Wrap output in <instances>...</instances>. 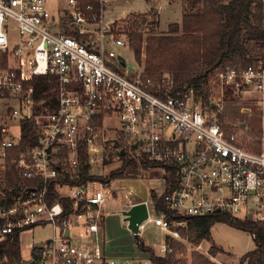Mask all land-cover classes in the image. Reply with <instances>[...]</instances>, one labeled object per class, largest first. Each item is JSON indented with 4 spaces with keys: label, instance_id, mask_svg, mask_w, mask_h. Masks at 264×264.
<instances>
[{
    "label": "built area",
    "instance_id": "built-area-1",
    "mask_svg": "<svg viewBox=\"0 0 264 264\" xmlns=\"http://www.w3.org/2000/svg\"><path fill=\"white\" fill-rule=\"evenodd\" d=\"M110 1L0 0V194L12 166L23 181H35L11 206L0 205V246L19 235L22 248L24 232L53 230L30 246L29 258L0 257V264H191L173 256L171 243L182 239L187 218L226 214L264 223V65L221 63L210 76L207 99L193 87L180 90L171 73L145 76L119 51L130 48L129 39L110 33ZM41 78L52 89L38 99ZM230 93L249 94L258 104L260 136L252 148L243 131H229L221 121ZM115 117L122 149L135 151L137 161L157 162L172 178L166 208L152 201L155 217L147 199L135 201L131 188H121L125 209L147 204L138 235L148 223L168 233L154 254H110L104 204L115 194L111 183L62 180L79 176L83 149L89 164L94 161L91 155L109 141L106 130L116 129L110 123ZM24 121L35 123L36 146H22ZM52 183L57 196L50 202Z\"/></svg>",
    "mask_w": 264,
    "mask_h": 264
},
{
    "label": "trees",
    "instance_id": "trees-1",
    "mask_svg": "<svg viewBox=\"0 0 264 264\" xmlns=\"http://www.w3.org/2000/svg\"><path fill=\"white\" fill-rule=\"evenodd\" d=\"M203 2V8L197 11H186L182 23L169 24L167 33H156L154 27L160 25L159 18L142 21L135 20L126 28L135 59L144 67L145 76L161 79L164 73H171L180 90L194 88L204 99L209 96L207 88L210 76L214 69L221 63H241L244 65L258 64L260 61L249 55L246 40L264 41V0H190L192 7ZM156 15V13H155ZM154 17V16H153ZM143 25L152 29L145 37ZM146 26V27H147ZM143 51L145 58L143 59ZM52 86L41 78L36 83V97H43V92H50ZM50 96V94L47 95ZM22 146H36L38 134L33 121L22 123ZM116 145H120L117 140ZM121 148L118 152L123 163L120 168L110 173L108 177H101L90 173L89 155L86 150L81 151L79 176L71 178L67 175L63 181L71 184L83 183L87 180H100L110 182L114 178H136L140 168H158L157 162L148 158L140 159V162L129 157ZM105 162H110L106 160ZM158 174V172H155ZM170 181L169 177H165ZM33 180H25L19 176L18 171L12 166L7 173L5 195L0 194V205L11 206L15 197L19 196L26 185L34 184ZM13 188L12 190H10ZM49 198L52 202L57 191L54 183L49 186ZM168 187L164 192L158 193L151 190V198L154 203L166 208ZM188 229L182 230L191 242L199 243L203 240L212 241L211 228L217 222H224L238 229L250 232L253 236L255 248L241 258L240 264H264V223L251 219H234L226 214H215L205 217L187 218ZM138 237V236H136ZM145 252L154 254V250L140 244ZM224 250L212 244L209 253L216 255ZM0 257L19 261L21 258L20 236L15 235L0 246ZM156 260L162 259L155 257ZM194 264H216L203 254L194 255Z\"/></svg>",
    "mask_w": 264,
    "mask_h": 264
},
{
    "label": "rangeland",
    "instance_id": "rangeland-1",
    "mask_svg": "<svg viewBox=\"0 0 264 264\" xmlns=\"http://www.w3.org/2000/svg\"><path fill=\"white\" fill-rule=\"evenodd\" d=\"M203 6V2H199L192 7L190 0H111L107 7L106 21L109 23L110 33H113L115 37L122 35L124 38L129 39L125 31L126 28L135 20L142 21L143 18H147L148 14H151V16H148V20H153L156 16V18L160 19V25L157 27L153 26L154 30L152 31L167 33L169 24L174 22L182 23L183 15L186 11H197L202 9ZM143 26L144 29L142 31L146 37L152 28L147 25ZM246 45L249 55L257 58L260 61L258 64L264 65V41L246 40ZM109 46L114 47L112 43ZM119 51L123 53L128 63L134 64L143 70L144 67L140 66L135 59L131 45L129 49H119ZM144 58L145 51H143ZM166 73L164 74L166 75ZM243 108L247 109L248 113H243ZM249 109L251 110L249 111ZM221 121L229 131H243L246 139L244 144L248 148H252L253 143L260 136L259 107L255 100L249 99V94L244 96L233 93L227 94ZM110 123H113L116 129H112L113 131L110 129L106 130L109 141L99 152L91 155V157H94V161L90 163V173L101 175L103 178H109L110 173L120 168L123 163L118 154L119 150L124 146L122 134L116 127V125L119 126V119L115 117V119L110 120ZM18 130V126L13 128L14 133H18ZM113 139L118 140L120 145H116V141H113ZM126 154L134 158L133 154H135V151L133 153L127 152ZM106 160H110V162H105ZM155 172H158V174ZM166 176L161 168H149L147 170L140 168L136 178H114L109 182L115 188L114 196L109 198L104 204L105 236L110 254L140 257L145 253L141 249L140 244L144 243L152 250L158 251L166 242L168 233L154 223H148L136 237L137 235L128 228L120 213L125 207L127 200L124 198V190L121 189V185L128 181L127 187H130L139 198L149 201L151 215L155 217L156 212L152 203L151 190H156L158 193L165 191ZM188 225L189 222L186 226L180 228L182 239L171 243L175 249L173 256L178 253L179 256L186 258L191 264H194V255L196 253L207 256L216 264H240L242 256L255 248L253 236L250 232L224 222H217L212 226L211 235L214 240H203L199 243L191 242L187 236L183 235L181 230H187ZM52 232V227L49 225L24 232L22 234L21 257L24 259L29 258L30 246L45 241L52 235ZM212 244L222 248L224 252L211 255L209 251Z\"/></svg>",
    "mask_w": 264,
    "mask_h": 264
},
{
    "label": "water",
    "instance_id": "water-1",
    "mask_svg": "<svg viewBox=\"0 0 264 264\" xmlns=\"http://www.w3.org/2000/svg\"><path fill=\"white\" fill-rule=\"evenodd\" d=\"M122 60V63L126 65L125 60L122 56H119ZM116 67L115 64H112ZM132 68V66H130ZM137 145V144H136ZM135 145V146H136ZM125 153V150L122 151V154ZM120 213L123 216V221L128 222V228L137 234L139 230V224L142 223L148 217V208L146 202H139L131 206L129 209H122Z\"/></svg>",
    "mask_w": 264,
    "mask_h": 264
},
{
    "label": "crops",
    "instance_id": "crops-1",
    "mask_svg": "<svg viewBox=\"0 0 264 264\" xmlns=\"http://www.w3.org/2000/svg\"><path fill=\"white\" fill-rule=\"evenodd\" d=\"M128 182V181H127ZM127 182H125V184L124 185H121V186H124V188H125V190L127 189V188H130V187H127ZM125 190H124V198H126L125 197ZM135 201H140V200H144V199H142V198H139L135 193L133 194V197H132ZM128 200H126V202H127ZM214 240V239H213Z\"/></svg>",
    "mask_w": 264,
    "mask_h": 264
}]
</instances>
